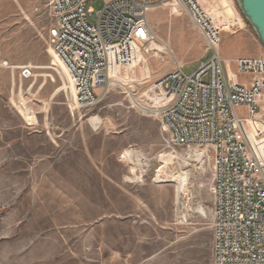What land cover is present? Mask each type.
I'll list each match as a JSON object with an SVG mask.
<instances>
[{
    "label": "rangeland",
    "instance_id": "1",
    "mask_svg": "<svg viewBox=\"0 0 264 264\" xmlns=\"http://www.w3.org/2000/svg\"><path fill=\"white\" fill-rule=\"evenodd\" d=\"M203 5L217 12L224 60L253 58L257 50L264 56L233 0ZM103 7L88 2L91 25ZM148 22L167 52L136 48L131 67L112 68L115 85L79 109L71 91L57 94L65 72L50 54L48 0H0V264H214L211 157L167 144L130 93L179 66L194 73L208 57L205 43L170 6L155 7ZM22 105L37 124L25 120ZM95 117L102 126L94 130L88 120ZM251 127L264 129V109ZM163 155H175L173 163L165 166ZM184 172L189 186L178 197L170 176Z\"/></svg>",
    "mask_w": 264,
    "mask_h": 264
},
{
    "label": "built area",
    "instance_id": "2",
    "mask_svg": "<svg viewBox=\"0 0 264 264\" xmlns=\"http://www.w3.org/2000/svg\"><path fill=\"white\" fill-rule=\"evenodd\" d=\"M90 1L48 0L49 47L70 75L79 109L100 101L112 68L131 67L136 48L162 52L148 22L155 7L175 3L202 37L208 57L194 73L179 66L141 94L131 90L132 101L159 122L167 144L211 157L214 264H264V129L251 127L264 109V56L224 60L221 26L203 0H102L95 25Z\"/></svg>",
    "mask_w": 264,
    "mask_h": 264
},
{
    "label": "bare ground",
    "instance_id": "3",
    "mask_svg": "<svg viewBox=\"0 0 264 264\" xmlns=\"http://www.w3.org/2000/svg\"><path fill=\"white\" fill-rule=\"evenodd\" d=\"M166 6H170L172 9H173V11L174 12H176L177 14H179L180 15V10L176 7V5H175V3H170L169 5H166ZM209 11H210V14H211V17H212V19L214 20V17L217 15V12L213 9V8H210L209 9ZM157 48L159 49V50H162V52H164L165 51V49L163 48V47H158L157 46ZM50 54L53 56V58H54V63H53V66H56L57 65V67H58V65H59V69L61 68V71L63 72V76H64V72H65V84H64V88L61 90V89H59L58 91H57V94L58 93H60V92H62V91H71V94L73 95V87H72V83H71V79H70V75H69V73H68V71H67V69H66V67L63 65V63L53 54V52H52V50H50ZM26 68H28L29 70H32L30 67H26ZM40 69H42V68H40ZM117 69V68H116ZM58 70V69H57ZM30 73V77H32V72L30 71L29 72ZM60 73V72H59ZM29 77V78H30ZM46 78H48V76H45ZM27 78V77H26ZM68 83H69V85H68ZM115 83H116V81L115 80H111V84L112 85H115ZM118 84V83H117ZM23 100V99H22ZM22 102V101H21ZM23 106V105H22ZM26 106V105H25ZM19 110H20V113L23 115V117L25 118V120H27L28 122H31V123H36L37 124V122H36V118H35V116L33 115V114H31V113H29V109H27V108H25L24 106H23V108H19ZM88 122L90 123V125L94 128V130L95 129H98V128H100L101 126H102V120L99 118V117H95V118H91V119H89L88 120ZM251 123H254V122H251ZM125 155L126 156H128L129 158H131V157H139L138 156V154L137 153H134L133 154V152H130V151H127V152H125ZM204 155V152H202V151H198L197 153H196V156L198 157V158H200V157H202ZM175 156V155H174ZM174 156H172V155H163V156H161V161H163V163L165 164V166H167L169 163H171L172 162V160H173V157ZM140 158V157H139ZM177 160V159H176ZM173 163V162H172ZM172 166V165H171ZM135 169V168H134ZM136 170V169H135ZM132 172H135L134 170H132ZM163 173H165V167H163V168H161V170H159L158 172H157V176H158V178L159 177H161V174H163ZM186 172H184V173H182L181 175H175V174H172L171 176H170V178H171V181L172 182H175V181H177V195H178V197L180 196V195H182V194H184L186 191H187V189H188V186H189V176H188V174H185ZM188 173V172H187ZM133 174V173H132ZM158 180H160V179H158ZM199 211H198V213L201 215V216H205V210L203 209V208H200V209H198Z\"/></svg>",
    "mask_w": 264,
    "mask_h": 264
},
{
    "label": "water",
    "instance_id": "4",
    "mask_svg": "<svg viewBox=\"0 0 264 264\" xmlns=\"http://www.w3.org/2000/svg\"><path fill=\"white\" fill-rule=\"evenodd\" d=\"M233 1L243 20L248 24L253 34L264 48V0Z\"/></svg>",
    "mask_w": 264,
    "mask_h": 264
},
{
    "label": "crops",
    "instance_id": "5",
    "mask_svg": "<svg viewBox=\"0 0 264 264\" xmlns=\"http://www.w3.org/2000/svg\"><path fill=\"white\" fill-rule=\"evenodd\" d=\"M254 58H257V57H262V54L259 50L256 51V53L253 55ZM228 61H233V60H228Z\"/></svg>",
    "mask_w": 264,
    "mask_h": 264
},
{
    "label": "trees",
    "instance_id": "6",
    "mask_svg": "<svg viewBox=\"0 0 264 264\" xmlns=\"http://www.w3.org/2000/svg\"><path fill=\"white\" fill-rule=\"evenodd\" d=\"M247 24V23H246ZM248 25V24H247Z\"/></svg>",
    "mask_w": 264,
    "mask_h": 264
}]
</instances>
